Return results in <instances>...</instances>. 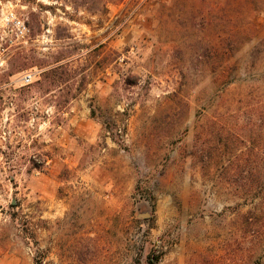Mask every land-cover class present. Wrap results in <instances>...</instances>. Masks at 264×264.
I'll use <instances>...</instances> for the list:
<instances>
[{
    "label": "rangeland",
    "instance_id": "obj_1",
    "mask_svg": "<svg viewBox=\"0 0 264 264\" xmlns=\"http://www.w3.org/2000/svg\"><path fill=\"white\" fill-rule=\"evenodd\" d=\"M253 1L0 0V264H264Z\"/></svg>",
    "mask_w": 264,
    "mask_h": 264
},
{
    "label": "trees",
    "instance_id": "obj_2",
    "mask_svg": "<svg viewBox=\"0 0 264 264\" xmlns=\"http://www.w3.org/2000/svg\"><path fill=\"white\" fill-rule=\"evenodd\" d=\"M263 3H264V0H260L259 4L256 1H253L251 3L252 4V8H251V10L249 12H251L253 10V8H254V10H253L254 12H260L261 11V8L263 6ZM262 11H264V9ZM221 131H222V126H221ZM218 134H219V136H221L222 132L221 133H218ZM239 141H240L239 138L234 137L230 141L231 142L230 144L231 145H235ZM262 146L264 147V142H263ZM200 151L202 152V150H200ZM193 156L196 157V153H194ZM222 156H219L218 155L217 157H218L219 160H222ZM199 157L200 156H198V158ZM236 157H235V161H236L235 162V167L236 168H239L240 169V167L242 165H245V164L248 165V166L255 164L256 167H257V171L255 173L252 171V169H250V170L247 171L248 176H246V177L244 176V178H243L244 181L240 185L241 190L239 192H237V193L240 196H246V197L251 196L252 194L250 193L251 192L250 191V185L254 184V185H256L258 187V193L257 194H258V196H260L259 198L261 200V203L264 204V157L258 158L257 161H251L248 158L241 159V158H239V156H236ZM201 160H204V158L201 159ZM210 160H212V159L210 158ZM228 163H230V160L229 159H228ZM259 169H260V172H259ZM242 171H243V168H242ZM239 198H241V197H239ZM254 199H255V197L252 198V200H254Z\"/></svg>",
    "mask_w": 264,
    "mask_h": 264
},
{
    "label": "built area",
    "instance_id": "obj_3",
    "mask_svg": "<svg viewBox=\"0 0 264 264\" xmlns=\"http://www.w3.org/2000/svg\"><path fill=\"white\" fill-rule=\"evenodd\" d=\"M5 20H6V25H9L11 27V31L13 32V35H14L13 38L16 39V41H13L12 39H10L9 41H4V43H3L4 47L11 46L14 43L15 44L26 43L27 38H28L29 33H30V29L25 24V22L23 20H21L20 18H18L12 12H9L5 15ZM3 44H0V46L2 48H4ZM2 63L3 62L1 61V58H0V66H2ZM34 76H35V72L29 71L20 77V81L23 84H28L29 82H31V80H32V78H34Z\"/></svg>",
    "mask_w": 264,
    "mask_h": 264
},
{
    "label": "water",
    "instance_id": "obj_4",
    "mask_svg": "<svg viewBox=\"0 0 264 264\" xmlns=\"http://www.w3.org/2000/svg\"><path fill=\"white\" fill-rule=\"evenodd\" d=\"M144 216H146V214H144Z\"/></svg>",
    "mask_w": 264,
    "mask_h": 264
}]
</instances>
